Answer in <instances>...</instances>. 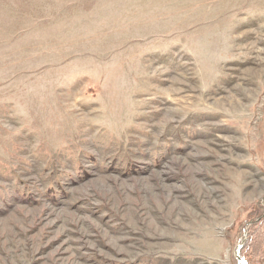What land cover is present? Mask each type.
<instances>
[{
	"label": "rangeland",
	"instance_id": "374dc122",
	"mask_svg": "<svg viewBox=\"0 0 264 264\" xmlns=\"http://www.w3.org/2000/svg\"><path fill=\"white\" fill-rule=\"evenodd\" d=\"M258 201L264 0H0V264H235Z\"/></svg>",
	"mask_w": 264,
	"mask_h": 264
},
{
	"label": "trees",
	"instance_id": "16d2710c",
	"mask_svg": "<svg viewBox=\"0 0 264 264\" xmlns=\"http://www.w3.org/2000/svg\"><path fill=\"white\" fill-rule=\"evenodd\" d=\"M260 211L255 215H248L244 220L246 227V240L239 250L240 257L247 261V264H264V207L258 201ZM235 264H241L235 260Z\"/></svg>",
	"mask_w": 264,
	"mask_h": 264
},
{
	"label": "water",
	"instance_id": "95a60500",
	"mask_svg": "<svg viewBox=\"0 0 264 264\" xmlns=\"http://www.w3.org/2000/svg\"><path fill=\"white\" fill-rule=\"evenodd\" d=\"M236 257H237V259L239 260V261H243V259H241L240 257H239V255L238 254H236ZM244 264H247V262L244 260Z\"/></svg>",
	"mask_w": 264,
	"mask_h": 264
}]
</instances>
